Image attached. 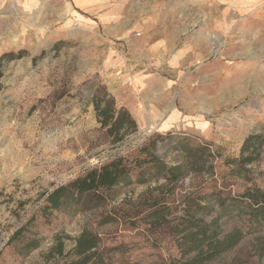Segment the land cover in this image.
Masks as SVG:
<instances>
[{
	"label": "rangeland",
	"instance_id": "1",
	"mask_svg": "<svg viewBox=\"0 0 264 264\" xmlns=\"http://www.w3.org/2000/svg\"><path fill=\"white\" fill-rule=\"evenodd\" d=\"M242 2L248 7L240 0H101L83 11L73 0H0V55L23 51L0 67V264H67L83 230L109 246L122 242L129 264H168L176 256L169 239L153 246L127 224L99 223L154 182L111 188L105 207L40 209L46 192L112 157L133 156L150 137L167 163L179 159L180 138L207 144L220 173L225 157L238 156L243 140L263 131L264 0ZM94 77L117 106L143 99L159 121L142 128L128 109L137 130L111 143L84 84ZM250 167L264 188V146ZM243 186L235 182L231 195ZM192 190L199 197L212 189L189 177L178 182L179 196ZM246 218H220L224 232L237 228L243 238L216 264H264V223L254 230ZM30 239L39 245L23 256Z\"/></svg>",
	"mask_w": 264,
	"mask_h": 264
},
{
	"label": "trees",
	"instance_id": "2",
	"mask_svg": "<svg viewBox=\"0 0 264 264\" xmlns=\"http://www.w3.org/2000/svg\"><path fill=\"white\" fill-rule=\"evenodd\" d=\"M22 53H2L0 67L4 61L18 58ZM84 84L92 91L90 101L105 138L116 143L137 130L128 109L117 106L95 77ZM177 145L179 159L167 163L156 153L155 136L150 137L133 156L112 157L46 192L40 210L83 212L105 207L114 200L108 194L111 188L132 182H154L153 187L147 186L134 198L125 196L117 206H111L99 223L127 224L129 228L125 230L147 236L153 246L171 240L177 253L169 257L168 264H216L222 254L235 248L243 238L240 229L229 232L221 229L219 220L223 215L245 216L248 223H255L254 230L264 223V188L255 182L250 167L261 160L264 129L243 140L238 156L225 157L220 173L215 171L217 164L212 163L215 154L207 144H191L189 139L180 138ZM184 177H189L190 184L196 183L197 187L208 184L212 190L199 197L192 196L193 190L179 196L178 182ZM237 181L245 186L231 195ZM25 228L23 224L14 230L8 243L18 239ZM38 245V240H26L20 254L26 256ZM53 249L62 254L61 243ZM125 249L122 242L109 246L99 234L83 230L68 252L73 259L67 264H129L123 259Z\"/></svg>",
	"mask_w": 264,
	"mask_h": 264
},
{
	"label": "crops",
	"instance_id": "3",
	"mask_svg": "<svg viewBox=\"0 0 264 264\" xmlns=\"http://www.w3.org/2000/svg\"><path fill=\"white\" fill-rule=\"evenodd\" d=\"M101 0H73L74 4L77 6L78 9L87 11L93 7V4L99 2ZM240 0L242 6L248 7L245 3ZM241 8V7H240ZM243 9V8H241ZM143 104L139 106H135L134 104L129 103L127 105L131 115L134 117L136 122L142 128H150L153 124H156L159 121L160 112L151 109L150 107L144 104L145 100H143Z\"/></svg>",
	"mask_w": 264,
	"mask_h": 264
},
{
	"label": "bare ground",
	"instance_id": "4",
	"mask_svg": "<svg viewBox=\"0 0 264 264\" xmlns=\"http://www.w3.org/2000/svg\"><path fill=\"white\" fill-rule=\"evenodd\" d=\"M15 16V15H14ZM207 66V65H206ZM235 70V69H234ZM237 70V69H236ZM238 82V81H237ZM237 93V92H236ZM238 95V94H237ZM229 96V95H228Z\"/></svg>",
	"mask_w": 264,
	"mask_h": 264
}]
</instances>
